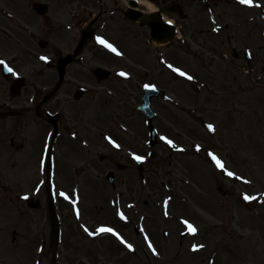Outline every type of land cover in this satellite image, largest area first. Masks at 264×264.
I'll list each match as a JSON object with an SVG mask.
<instances>
[{
	"label": "rangeland",
	"instance_id": "1",
	"mask_svg": "<svg viewBox=\"0 0 264 264\" xmlns=\"http://www.w3.org/2000/svg\"><path fill=\"white\" fill-rule=\"evenodd\" d=\"M33 1L39 0L28 3ZM40 1L50 3V11L42 23L32 19L26 44L10 52L22 61L15 74L24 76L27 86L11 97L9 81L0 75V264H157L155 257L163 264H264V200L254 204L239 197L240 190L248 196L264 194V0H253L258 5L252 9L233 0H175L185 18L171 16L178 37L166 45L152 42L148 27L125 18L130 0ZM148 1L161 7L169 0ZM99 2L105 13L94 24L93 36L69 65L64 88L45 103L46 111L60 116L47 178L52 127L32 107L55 81L52 54L74 49ZM254 20L260 32L247 35L244 28ZM97 36L122 55L98 44ZM40 39L48 42L42 50ZM169 64L194 79L180 76ZM96 67L109 69L112 76L95 80ZM149 82L162 91L152 100L158 139L150 149L146 120L136 110ZM68 87L87 93L74 100ZM207 123L214 126L213 134ZM69 132L75 138H68ZM209 152L254 187L246 190L228 175L217 176ZM133 153L145 157L141 171ZM110 170L112 186L105 179ZM149 192L155 196L148 197ZM29 196L36 204H27L23 197ZM115 199L120 209L125 201L140 199L147 207L143 219L132 210L126 222L114 217L108 206ZM166 199L167 206L160 204ZM101 226L115 229L133 248L108 233L90 236L84 230ZM193 245L203 247L193 251Z\"/></svg>",
	"mask_w": 264,
	"mask_h": 264
},
{
	"label": "flooded vegetation",
	"instance_id": "2",
	"mask_svg": "<svg viewBox=\"0 0 264 264\" xmlns=\"http://www.w3.org/2000/svg\"><path fill=\"white\" fill-rule=\"evenodd\" d=\"M31 3L32 2L28 3V0H0V60H4L7 65L9 64L14 72L19 71L18 68L22 61L14 58V56H10L11 47L14 45H20V43L26 44V41L28 40L26 28L33 27L34 21L32 19L37 18L41 20L44 17L31 8ZM50 8L51 4L49 3V9ZM43 21L44 20H41V23ZM47 23L50 25H56L55 21H52L51 23L48 20ZM47 44L48 42L46 45ZM57 56L60 57V55H57L55 52L52 54L53 61H57ZM14 77L17 78L18 76ZM62 85L63 89L65 83H62ZM69 89H71V87H68V90ZM61 102L66 103L67 101L60 100L59 103Z\"/></svg>",
	"mask_w": 264,
	"mask_h": 264
},
{
	"label": "snow or ice",
	"instance_id": "3",
	"mask_svg": "<svg viewBox=\"0 0 264 264\" xmlns=\"http://www.w3.org/2000/svg\"><path fill=\"white\" fill-rule=\"evenodd\" d=\"M238 2H239L240 4H242V5H248V6H252V5H253V0H238ZM169 23H171V21H169ZM214 30H215V31H218L219 29L216 28V29H214ZM96 41H97L98 44L102 45L104 48L108 49V50L111 51L112 53H114V54H116V55H118V56H119V55H122V53L119 52L118 49H117L113 44L109 43V42H108L107 40H105L104 38L97 36V37H96ZM248 55L251 56V52H250V51L248 52ZM40 59H41V60H44V61H47L49 58L46 57V56H41ZM0 65H3L4 68L6 69V71H8V72L12 73L13 75H15V72L13 71V69L10 68V67H8V65L6 64V62H5L4 60H0ZM168 67L171 68L174 72L178 73L180 76H184V77H186L188 80H192V79H194V77H192L191 75L185 73L184 71H182V70L179 69V68H175V67H173V65H171V64H169ZM119 75H120V76H127L128 74L125 73V72H120ZM145 87H149V85H145ZM207 128H208L210 131H214V130H215V128H214V126H213L212 124H208V125H207ZM105 139H106V140H107V141H108L113 147H115V148H119V147H120V145H119L118 143H116V141L113 140L110 136H106ZM161 139H162V140H165V142H166L168 145H170L171 147H175V144L173 143L172 140H170V139H168V138H166V137H161ZM197 150H199V146H197ZM181 151H182V149H181ZM208 155L211 157V159H212V161L214 162L215 166H216L217 168H219L222 172H224L226 175H228V176H230V177H231V176H235V173H233V172H231V171H229V170L226 169V167H225L223 161H222L221 159H219V157H217L215 154H213V153H211V152H209ZM132 158H133L134 160H136L137 162H141V161H143V160L145 159V157L140 156V155H136V154H134V153L132 154ZM237 178L240 179V177H237ZM245 182H247V181H245ZM60 195L63 196L65 199H68V198H69V197H68L65 193H63V192H61ZM23 198L26 199L27 197H23ZM168 199H170V198H168ZM168 199H166V200L164 201L165 206H167V204H168ZM253 199H254V197H251V196H248V195H245V196H244V200H245V201H249V200H253ZM72 203L75 204V201H72ZM167 214H168L167 211H165V215H167ZM77 215H79L78 212H77ZM116 215L119 216L121 220H126V219H127V217L124 215V213H123L122 211H120V210H117ZM182 223L185 224V225L187 226V229H188L189 232H191V233H193V234L196 233L197 229H196L191 223H189L187 220H183ZM84 230H85V232H87L88 235H90V236H95V235H98V234H101V233H108V234H111L112 236H115V237L120 241V243H121V244H124L125 247H127L128 249L131 250V249L133 248V245L127 243V242L124 240V238H123V237H122V236H121V235H120L115 229H113L112 227L101 226V227L97 228V229L95 230V232H93V231H89V229H87V228H85ZM145 240H148V237H147V236H145ZM148 247L152 250V252H153L154 255H157V254H158V253H157V250L155 249V247L152 245V243H151L150 241H149V243H148ZM201 247H203V245H193L192 250H193V251H196L198 248H201Z\"/></svg>",
	"mask_w": 264,
	"mask_h": 264
},
{
	"label": "water",
	"instance_id": "4",
	"mask_svg": "<svg viewBox=\"0 0 264 264\" xmlns=\"http://www.w3.org/2000/svg\"><path fill=\"white\" fill-rule=\"evenodd\" d=\"M176 11L177 13H179L180 15H182L180 8L177 6H170L167 5V7H163L161 8L159 11L156 12H152V13H148L146 15H142V12L137 10V9H128V11L126 12L125 15H127L128 17L132 18L133 20H141L145 25H149L151 28V34L152 38L155 41H167L168 39H170L173 36V31H174V27L171 24H167V23H163L161 20V14L160 11ZM94 21V20H93ZM91 21V23L93 22ZM91 35L90 31H83L82 32V40H81V44L88 39ZM158 39V40H157ZM79 46V48H80ZM78 48V49H79ZM78 49H76L78 52ZM72 55H67L66 57L62 58L59 60L58 63V71L59 72V77L60 79L62 78L63 74H64V67L65 64L67 62H69L70 60H72ZM95 74L98 76L99 79L105 78L108 75L107 70H103L101 68L96 69ZM57 86V85H56ZM158 91L154 88H148L147 91L144 92L143 95V99L144 102L142 105L139 106L140 110H144V112L147 114V118H148V124L150 127V131H152L151 133V141L152 143H154V136H155V131L151 128V117L153 116V112L151 111V109H149V104H150V96H157L158 95ZM49 118L51 119V121L54 123L55 122V117H51L49 116ZM152 143H150L149 145H152ZM108 178L112 181V174L110 173Z\"/></svg>",
	"mask_w": 264,
	"mask_h": 264
},
{
	"label": "bare ground",
	"instance_id": "5",
	"mask_svg": "<svg viewBox=\"0 0 264 264\" xmlns=\"http://www.w3.org/2000/svg\"><path fill=\"white\" fill-rule=\"evenodd\" d=\"M137 1V3L138 4H140V5H142L143 7H145V9L146 10H148V11H150V12H153L155 9H156V7L154 6V4L153 3H151V2H149L148 0H136ZM235 3H237V4H240L239 2H238V0H233ZM244 6H247V5H244ZM254 6H255V4H254ZM253 6V7H254ZM248 9H250L249 7H247ZM264 26V25H263ZM244 31L246 32V34L247 35H251V34H253V33H259L260 32V30H259V27H258V24H257V22H256V20H254V21H252V22H249V23H247L246 24V26H245V28H244ZM263 47H264V41H263ZM247 49H249L248 47H246ZM73 133H70L69 135L70 136H73L72 135ZM239 168H244V169H246L247 170V166H245L244 164H242V163H238V165H237ZM81 173H83V171L82 170H79L78 172H77V174H81ZM216 174H217V176L219 175V174H223V175H226L224 172H222L219 168H217V171H216ZM238 176H231V177H229V180H231V178L232 179H234V180H237V181H239V183L238 184H240L241 183V185L243 186V188L244 189H246V190H250V189H252L253 187H254V184L251 182V181H249V180H247V179H245L244 177H240V179H238L237 178ZM245 181H247V182H245ZM164 185L163 184H160V188L162 189V190H164ZM143 188V187H142ZM170 188L172 189V186H170ZM152 188H150L149 187V190H151ZM238 191V190H237ZM258 193H255V192H251L250 193V196L251 197H254V199L253 200H249V201H245L244 200V196L245 195H247V194H244L243 193V191H241L240 190V194H239V197L242 199V200H244V202H251V201H254V204H260L261 203V201H263L264 200V194H258ZM147 196L148 197H150V198H152L153 196H155V194L154 193H147ZM174 197V196H173ZM26 201H27V204H35L36 202H37V199H35V197H28V198H26ZM155 201H157V199H155ZM34 202V203H33ZM140 203H142L141 201H140V199H138L137 201H133V202H129V201H125V203H124V205H122V209H120V205H119V203H118V200H112L110 203H109V208L111 209H109V212H111V213H113V215H114V217H116V218H118L119 220H121L120 218H119V216H117L116 215V212H117V210H120V211H122L123 213H124V215L127 217V219L126 220H124L125 222L126 221H128V220H131L132 219V217L130 218V214H129V210H132V214L134 215V217H136V216H138L140 219H143V216H141L142 215V212H144V210L147 208V207H143L142 206V204H140ZM163 203H164V201H160V204H162L163 205ZM257 206V205H256ZM133 225H134V228H136L137 226H139V223L136 221V223H132ZM108 236L110 237H112V238H116L115 236H112L111 234H108ZM171 236V235H170ZM172 237V236H171ZM116 240L118 241V239L116 238ZM120 242V241H119ZM141 248H143V247H141ZM116 249V248H115ZM118 249H116V251H117ZM159 252V251H158ZM160 253V252H159ZM180 256L181 257H183V258H186L185 256H184V254L181 252L180 253ZM156 258V261H157V264H163L161 261H160V259L159 258H157V257H155ZM188 264H191V262H189Z\"/></svg>",
	"mask_w": 264,
	"mask_h": 264
}]
</instances>
